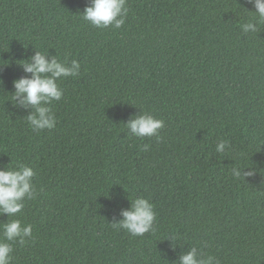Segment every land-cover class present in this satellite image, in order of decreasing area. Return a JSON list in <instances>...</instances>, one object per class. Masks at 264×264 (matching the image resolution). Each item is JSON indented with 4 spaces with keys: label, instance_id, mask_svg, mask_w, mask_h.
Masks as SVG:
<instances>
[{
    "label": "trees",
    "instance_id": "obj_1",
    "mask_svg": "<svg viewBox=\"0 0 264 264\" xmlns=\"http://www.w3.org/2000/svg\"><path fill=\"white\" fill-rule=\"evenodd\" d=\"M90 4L0 0V169L31 167L37 193L0 216L33 226L11 264H179L194 247L216 264H264V23L240 27L254 4L127 0L125 24L104 29L82 19ZM36 51L81 65L57 81L56 125L39 133L12 100ZM144 112L164 121L159 140L126 128ZM137 197L156 219L133 237L112 223Z\"/></svg>",
    "mask_w": 264,
    "mask_h": 264
},
{
    "label": "clouds",
    "instance_id": "obj_2",
    "mask_svg": "<svg viewBox=\"0 0 264 264\" xmlns=\"http://www.w3.org/2000/svg\"><path fill=\"white\" fill-rule=\"evenodd\" d=\"M254 4L253 19L240 25L243 33L256 32L257 23H264V0H249ZM127 0H91L80 14L82 19L90 25L104 29L109 26L120 28L125 24L128 7ZM25 73L30 77H22L13 81L15 89L12 100L27 109L34 110L26 117L29 127L39 133L43 130H51L56 125V118L52 111V103L60 101L63 97V89L57 83L58 80L80 75L81 65L77 60L70 64L62 63L57 57H49L47 53L36 51L31 57V62L24 60L19 63ZM125 125V124H124ZM132 136L138 138L153 137L160 139L159 131L164 127V121L144 112L130 119L125 125ZM227 141H220L216 145V152L223 153L228 147ZM147 150L148 145H145ZM251 171L243 173L233 169L232 176L236 179H244L250 176ZM34 170L25 165L0 169V216L8 218L16 217L24 208V201L36 196L33 185ZM123 219L112 223L117 230H126L131 236H143L153 229L156 219L155 206L146 198H135L129 209L121 213ZM31 224H23L20 219H9L7 223H0V264H11L13 252L12 242L26 243V238L32 237ZM179 264H216L214 256L198 257L196 248H192L187 254L180 257Z\"/></svg>",
    "mask_w": 264,
    "mask_h": 264
}]
</instances>
